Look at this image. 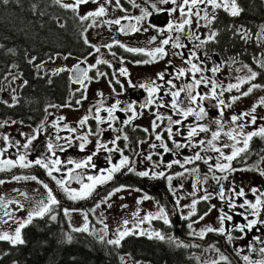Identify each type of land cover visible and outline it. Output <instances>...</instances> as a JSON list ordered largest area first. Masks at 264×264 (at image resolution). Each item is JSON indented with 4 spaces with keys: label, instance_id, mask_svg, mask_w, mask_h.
I'll return each instance as SVG.
<instances>
[{
    "label": "flooded vegetation",
    "instance_id": "1",
    "mask_svg": "<svg viewBox=\"0 0 264 264\" xmlns=\"http://www.w3.org/2000/svg\"><path fill=\"white\" fill-rule=\"evenodd\" d=\"M52 2V10L55 19V25L62 28L63 33L70 34L71 43L69 46L57 45L56 49L45 52L42 49L35 48V51L27 49L23 51L20 56L17 51L7 52L5 62L9 63L8 68H5L3 77L0 82V150L7 149V152L0 154V160L12 159L15 160L19 154H24L26 159L34 161L41 155L52 157V153L47 151V144L52 142L54 145H63L66 150L60 151L59 148L55 149V156L59 157L62 161L61 171L53 173V175L66 177L68 169H74V164H68L67 161L72 160L79 162L89 156L96 150V141L100 139L102 142L107 143L109 147H113L110 141L118 134L117 131L108 129L107 124L97 125L96 121L90 115L89 120L83 127H79V121L85 116L89 115V110H94L103 101V107H109L116 101H119V108H124L130 102L133 103L136 111L139 113L138 117L132 121L131 125L123 126L122 121L130 116L131 112L117 111L115 115L118 120L113 122V128L119 130L123 127V131L119 134L121 137L127 135L128 141L121 138L117 141V145L123 150V154L129 157L130 162L135 169L133 172H128L127 169H122L121 172L115 173L111 181L103 185H98L93 194L86 199L82 200H69L67 195L55 184V182L47 175L45 169L38 166L30 168L15 167L8 171L0 172V179L5 183L0 185V196L7 200L18 201L19 203L8 204L7 210L12 212L17 219H27L28 212L37 207V202L46 196V190L41 183H37L31 179L15 180L12 177H31L36 176L43 183H47L53 189L54 194L60 201L58 207H55L53 214L62 215L67 219L64 214V209H69L70 213H78L84 217L87 214V223L91 225L94 222V211L96 204L102 198L108 196L115 188L124 186V190L113 195L107 203H101L99 208L105 209L109 212L113 221L127 219L129 224L137 222L133 213H138L139 217L147 215L150 211L156 212L157 207H164L170 224L166 225L163 220L153 219L149 222L151 227L156 231L161 232L164 240L149 239L146 235L131 234L132 238H139L154 242L156 245L161 246L166 252L172 254L179 252L185 264H212V262H199L197 256L202 255L209 249H214V253L226 256L227 262L219 261V264H249L242 257L247 255L250 261L264 260V255L259 252L264 243L257 242L253 237L260 236L264 238V226L258 225L259 230L253 229L251 232L241 233L233 230L231 235L233 240L227 241L226 235H221L217 232L206 233L203 239L193 233H199L201 229L207 226L214 228L220 227L218 217L221 215L220 210L233 216L232 221H225V227L231 229L235 224L246 223L240 213H245L244 208L239 205L243 203L244 199L254 202L255 196L252 193V188L264 191V175L260 172L264 171V138L254 136L249 142L248 151L241 153L239 157L231 162L234 169H251L245 171L225 172L221 173L213 167V171H209V165H215L219 154L211 151H202L201 146L185 147L177 149L173 145V141L168 139V134L164 129L167 128V121H157L161 126L156 129L157 133L162 134L163 142L172 149L168 153H164L163 148H151V144L159 145L161 141L155 139L152 134V121L156 118L154 113H160L163 116L172 115L173 119H181L175 115L170 107H157L156 103L148 107H140L149 98L146 88L138 87L141 84H148L152 80H156L157 84H163V81L157 79V73L166 72L165 80L172 77L167 73L175 75L177 68L187 69L189 66L184 63V59L180 56H173V52H182L184 58H189V52L195 51L197 53L196 59L193 63H197L204 71L197 74L210 77L217 82V92H223L222 96L218 99H223L226 104L231 107L223 108L218 105V99H209L202 102L207 115L204 119L197 121L195 116H189L180 125L173 126V132L179 129L182 135H174L173 139L179 143H187V130L189 127L196 124L208 125L211 130H216L217 125L215 119L220 118L219 113L223 111V121L225 122V130L228 127H235L230 124L232 115H239L243 112H248L253 104L257 105L255 115L258 117L256 125H249L250 117H245L243 121L246 125L244 131H253L259 126L264 125V106L259 104L260 97H264V87L256 88L248 96H241L239 100L232 102V97L240 96V93L247 91L250 83L259 84L264 86V68L259 66L258 61L264 59V39H258V34L261 33V28L264 27V0H255L258 8L250 12L244 0H237L239 6L243 9L241 14L237 17H232L223 10L217 11V19L210 27L204 26V21H200V27H197L196 17H192V24L187 26L185 32L181 36V42L186 46L181 49H172L170 46H165L168 50V55L162 60L153 63L143 64L136 63V61H143L149 57L143 53H130L125 51L119 45L113 44L114 40L120 41L127 47L141 48L151 50L160 46V41L164 39L168 33L159 34L156 27L166 28L170 20L179 17V13L168 15L166 12L153 13V15L146 20L142 21L140 27L148 29L147 31L122 33L119 31L121 26L128 27L136 24L134 19H122L121 25H114L107 23V21L114 20L121 17H135L141 15V8L134 7L129 0H120V4L124 11L115 7V0H112L111 5H106L108 12L104 17H92L86 21H81L80 16L87 14L97 8V4L86 3L80 5L77 12L71 9H66L55 2ZM74 0H62V3L72 4ZM103 2V0H101ZM156 3L158 8L165 9L171 8L173 5L159 4L157 0H151ZM137 5L151 9L144 0H135ZM203 7V5H201ZM93 25L89 27V25ZM241 30L247 32L248 38H241ZM211 31H216L217 35L213 40H208ZM189 32L194 33L190 38ZM174 35V33H173ZM156 36V40L151 43L150 38ZM195 37H199L196 39ZM87 39L88 43H85ZM201 41H207L200 47ZM113 44L111 48L105 45ZM94 46V47H93ZM99 48V52L95 49ZM113 53L115 55H113ZM67 57V58H65ZM35 58V59H33ZM107 60L111 62L112 67L107 64L97 65L92 69L88 75L92 77L90 81H86V93L80 89V85L73 83L75 73L72 71L73 67L77 64L81 68H86L88 65L96 63L97 59ZM123 59V63H121ZM31 61V63H29ZM80 61H86L80 63ZM171 61V64H169ZM243 65H248L258 73L257 78L250 83H245L240 86V91L232 89L227 91L228 84H235L238 82L239 77H246L249 75L247 68H242ZM219 67V71L213 75L210 71L213 67ZM121 67L127 68L129 76L123 77L119 75ZM65 69L64 71H57L58 69ZM237 69H242L237 71ZM97 71L105 73L103 76L97 77ZM120 83H116V80ZM191 75L181 77L179 80H174L178 86L191 82ZM129 80L137 87H130ZM26 82V83H25ZM45 83L51 85L54 91L60 89L61 94L56 95L50 93L48 96H39L31 98L29 96V87L38 89L40 84ZM123 85V88L121 87ZM201 85L196 89L197 92L205 93L210 89ZM45 89V88H43ZM80 89V91H77ZM115 89V91H113ZM167 90V89H165ZM38 93V92H37ZM98 93L102 95H98ZM86 95V99L82 96ZM183 95V94H182ZM15 97V99H13ZM163 97L164 101L171 100L170 96H165L164 92L155 94V99ZM80 100L81 103L77 104L76 101ZM11 105V106H10ZM195 108L196 106L193 105ZM102 116H107V113L101 111ZM60 117L64 120L59 121L58 128L52 127L54 122H57ZM67 124L69 127H77L78 132L72 133L63 127ZM143 129H148L147 132ZM89 130L92 132H101L99 136H89L90 143L86 148L81 151L79 148L80 141L76 139L79 135H86ZM23 134V135H22ZM4 136L9 137L6 143L3 140ZM31 136H36L32 141L29 149H24L21 145L27 143ZM56 136L61 138L68 137L72 139V146L69 147L63 139L56 140ZM210 133H199L198 136L193 138V142L201 139H209ZM242 140L243 137H240ZM143 141V143L141 142ZM13 142H19L18 145L13 146ZM231 143L227 141L226 137H222L220 141L216 142L218 147L222 148L225 154L231 153V148H223V143ZM128 145L125 148V145ZM242 146V144L238 145ZM207 147V145L203 146ZM200 152L201 156L208 160L194 161L193 163L186 164L181 168L179 164H174L171 168L166 165L173 160H180L183 162L185 157H191L194 153ZM137 153H140L137 155ZM151 155V160L145 159V156ZM112 158V163H119L121 155L119 151L105 152L101 151L93 157V162L96 168L76 169L74 175H81L84 183H88V175H98V169H105L111 165L107 162V157ZM55 158V157H52ZM221 162H223L221 160ZM154 165H159L155 167ZM197 169L192 172L191 169ZM188 169L189 171H185ZM139 171H163L165 176H173L171 182L172 189L169 188L168 180L164 177L153 179L151 177H139L136 172ZM177 173H183L178 176ZM213 174L217 177H225L219 183L213 179ZM194 185H196L194 187ZM225 188V199L222 201L219 197L220 187ZM70 188L79 189L80 184L72 180L69 184ZM245 189V197H237L235 192L240 188ZM233 189L235 191H233ZM21 193L25 195H21ZM211 194V199L204 201L199 198ZM150 197L148 200H143V196ZM27 197V198H26ZM187 201L191 205L193 200H199L196 204L195 215L185 220L182 216H187L189 211L181 213L180 207L176 205V200ZM137 200H142L140 204ZM231 201L236 207L230 210L227 203ZM152 204V207L148 205ZM19 205H22V210H17ZM110 205V206H109ZM126 207H123L125 206ZM215 205V207H212ZM211 208V211L209 209ZM5 209L0 208V215H3ZM208 213L206 216L205 213ZM119 214L120 216L118 217ZM247 214V213H245ZM200 216H204L200 229L194 226L188 227L189 223L192 225L200 220ZM253 217L249 216V219ZM264 219V215L260 217ZM195 221V222H194ZM79 222H85L84 218L79 217ZM194 222V223H193ZM15 225H0V229L5 231L14 230ZM133 228V227H132ZM130 228V229H132ZM139 231V228L136 230ZM125 236V237H127ZM244 236L243 239L237 237ZM124 237V238H125ZM173 238L170 241L168 238ZM123 238V239H124ZM251 245V247H249ZM237 251L240 252L237 255ZM134 264H170L165 258L153 259L149 258V262L137 260Z\"/></svg>",
    "mask_w": 264,
    "mask_h": 264
},
{
    "label": "snow or ice",
    "instance_id": "2",
    "mask_svg": "<svg viewBox=\"0 0 264 264\" xmlns=\"http://www.w3.org/2000/svg\"><path fill=\"white\" fill-rule=\"evenodd\" d=\"M4 3H7L8 0H3ZM56 3L61 4L62 7L66 9H71L73 12H77L80 5L86 4V3H94L97 4V8L93 11L88 12L87 14L80 16L81 21H86L89 18L96 17H104L107 15L108 9L106 5H111L112 0H74L72 4H65L62 3V0H55ZM130 3L133 4L134 7H140L141 8V15L135 16L132 18L129 17H121L116 18L114 20L107 21V23L114 24V25H121L122 19H134L136 21V24L130 25L127 28L124 26H121L119 31L122 33H126L128 31L131 32H139L141 30L147 31L148 29H142L140 27V24L142 21L146 20L147 18L151 17L153 13L158 12H166L168 15H173L175 13H179V17L173 20H170L167 24L166 28H158L156 25H152L150 23V27H156L159 34L168 33V35L160 41V46L151 49V50H145L141 48H132L127 47L120 41L114 40L113 44L119 45V47L123 48L125 51L130 53H143L149 57V59L143 60V61H136V63H143V64H149L156 62L158 60L164 59L165 56L168 55V50L165 46H170L172 49H181L186 47L181 42V36L185 32V29L187 26L192 24V17H196L197 21V27H200V21H204L205 27H210L213 22L217 19V11L223 10L226 13H228L232 17H237L241 14L243 9L239 6L237 0H157L159 4L167 5L171 4L173 7L171 8H165L161 9L157 7L156 3H152L151 0H144L145 4L149 6L151 11L148 10V8L141 7L140 5H137L135 3V0H129ZM203 5V7H201ZM115 7L119 8L121 11H124L120 4V0H115ZM93 25H89V27H92ZM241 31V30H237ZM174 33V35H173ZM194 35V33L189 32V37L191 38ZM217 35L216 31H211L210 35L208 36V40H213ZM196 39H199V37H195ZM241 38L247 39L248 34L247 32L241 31ZM258 39H264V27L261 28V33L258 34ZM156 40V36H153L150 38V43L152 41ZM207 41H201L200 45H197V47H200ZM85 43L87 44L88 41L85 39ZM113 44L105 45L107 48H111ZM94 47V46H93ZM97 52H99V48L95 49ZM113 55H115L113 53ZM173 56H180L181 59H184V63L188 65L189 67L187 69L185 68H177L175 71V75H172L171 73H167L172 78L165 80L166 72H160L157 73V79L159 81H163V84H157L156 80L150 81L148 84H141L138 87L140 88H146L148 91L149 98L145 101L144 104L140 105V107H148L149 105H153L156 103L157 107H170L172 112L175 115H178L181 117V119H173L172 115L163 116L160 113H154L155 119L152 121V134L155 135V139L157 141H161L159 145L157 144H151V148H163L164 153H168L172 151L166 143L163 142L162 134L157 133L156 129L159 128L161 125L157 123V121H167V128L164 129V131L168 134V139L173 141V145L175 148H185V147H197L201 146L202 151H208L209 149L211 151H214L219 154V157L217 159V163L213 165H209V171H213V167L218 170L221 173L225 172H236V171H245V170H251V169H234L231 166V162L235 160L237 157L240 156L241 153H245L248 151L249 148V142L252 140L254 136H260L264 138V125L259 126L257 129L253 131L245 132L244 129L246 125L244 123H238V121H243L245 117H250V120L248 121L249 125H256L258 117L255 115L257 111V105L253 104L252 108L248 112H243L239 115H232L230 118V124L235 125V127H228L227 130H225V122L223 121V111L221 110L219 113L218 119H215V124L217 125L216 130H211V128L208 125L204 124H196L194 126H191L187 130V137L185 138L187 143H179L176 142L173 137L174 135H182L181 131L177 129L175 132H173V126L174 125H180L183 127L184 121L189 116H195L197 121H200L204 119V117L207 115L205 112V108L202 104L203 101L209 100V99H218L219 96L223 95V92H217V82L213 80L210 77H205L203 75H200L199 78H197L198 73H202L204 69H202L197 63H193V59L198 58L197 53L195 51L189 52V58L185 59L182 52H173ZM67 58V57H65ZM35 59V58H33ZM86 61H80V63H85ZM31 63V61H29ZM121 63H123V59H121ZM259 66L261 68H264V59H261L258 61ZM100 64H107L109 67H112L111 62L107 60L97 59L96 63L93 65H88L86 68H81L79 64L75 65L72 69V71L75 73L73 79V83H77L80 85V89H83L86 93L87 90V84L86 81H90L92 77L88 75V73L97 67V65ZM169 64H171V61H169ZM242 68H247L249 75L246 77H239L238 82L235 84H228L227 91H231L232 89H236L237 91H240V86L245 83H250L251 81L255 80L257 78L258 73L254 71L251 67L248 65H243ZM65 69H58L57 71H64ZM219 67H213L210 69V71L215 75L219 71ZM242 69H237V71H240ZM119 75L123 77H128L129 73L127 68L121 67L119 70ZM191 75L192 79L190 83L184 84L183 86H178L176 83H174V80H179L181 77H186L188 75ZM97 77L105 75V73H101L97 71L96 73ZM26 83V82H25ZM116 83H120V81L117 79ZM201 85H203L205 88H209V85L211 86L210 89L205 93L197 92L196 89L199 88ZM129 86L130 87H137L136 85H133L131 81L129 80ZM123 88V85H121ZM264 87L259 84L250 83V87H248L247 91H243L240 93V96H234L232 97V102L234 103L236 100H239L241 96H248L250 93L253 92L254 89ZM80 89H77V91H80ZM167 89V90H165ZM115 91V89H113ZM164 92L165 96H170L171 100L164 101L163 97H160L158 100L155 99V94ZM183 94V95H182ZM98 95H102L98 93ZM82 98L86 99V95L82 96ZM15 99V97H13ZM77 104H80L81 101L77 100ZM120 102L116 101L109 107H103V101H100L99 105L95 107L94 114L93 110H89V115H85L80 121H79V127H83L87 121L89 120L90 115L92 118L95 119L97 125H103L107 124L108 129H112L113 131H117L118 134L110 141V143L113 145V147H109L107 143L102 142L100 139H97L96 141V150L91 153L89 156H87L85 159L74 162L72 160L67 161L68 164H74V169H68L67 176L66 177H60L57 178V176L53 175V173H59L61 171L62 167V161L59 157L55 156V149L59 148L60 151L66 150L63 145H54L52 142H49L46 146L47 151L49 153H52V157L41 155L37 157L34 161H29L26 159V156L24 154H19L15 160L12 159H4L0 160V172L11 170L15 167L20 168H30L33 166H38L40 168H43L46 170L47 175L55 182V184L67 195V198L69 200H82L86 199L89 196L93 194V191L98 185H103L107 183L108 181H111L114 177L115 173L121 172L122 169H127L128 172L135 171L134 167L132 166L134 162H130L129 157L125 156L123 154V150L120 149L117 145V141H119L121 138H123L125 141H128L129 137L125 134L123 137L119 134L123 131V127L119 130L113 128V122L118 120V117L115 115V112L117 111H123V112H131L132 114L127 117V119L123 120L121 123L123 126H128L132 124V121L135 120L139 113L136 111L133 103L127 104L124 108H119ZM259 104L261 106H264V97H260ZM193 105L196 107L194 108ZM218 105L222 106L223 108L231 107L230 104H226L223 99H218ZM11 106V105H10ZM101 111H104L107 113V116H102ZM259 119H264V117H260ZM64 120V117H60L57 122H54L52 127L58 128L59 121ZM4 126L3 124H0V127ZM65 129H67L69 132L76 133L78 132L77 127H69L67 124L63 125ZM143 131L147 132L148 129H143ZM210 133L209 139H201L197 142H193V138L198 136L199 133ZM101 132H92L89 130V132L86 135H79L76 137L80 141L79 148L81 151H83L86 146L90 143L89 136H99ZM23 135V134H22ZM222 137H226L227 141H231V143H223V148H231L230 154H225L222 151L221 147L217 146L218 141L221 140ZM240 137H243L241 140ZM36 139V136H31L28 138L27 143L21 145L24 149H29L30 145L32 144V141ZM63 139L65 143L71 147L72 146V139L68 137L61 138L59 136H56V140ZM3 140L7 143L9 141L8 136H4ZM143 143V141H141ZM19 142H13V146L18 145ZM242 144V146H238ZM207 145V147H203ZM128 145H125V148H127ZM105 151V152H116L119 151L121 155V159L119 163H112V158L109 156L107 157V162L109 165H111L108 168L105 169H98L99 174L98 175H88L87 181L88 183H84L81 179V175L73 173L76 169H87L89 167L96 168L97 166L93 162V157L97 155V153ZM3 152H7V149L0 150V154ZM140 153H137L139 155ZM145 159L151 160V155L145 156ZM204 160V163H208V160L201 156L200 152H196L191 157H185L183 162L176 159L171 161L166 165L167 168H171L174 164H179L181 168H184L186 164L193 163L194 161ZM264 159V158H262ZM221 160L223 162H221ZM155 167H159V165H154ZM185 171H189L188 169H185ZM192 172H196L197 169H191ZM261 175H264V171L260 172ZM136 175L139 177H151L153 179L164 177L168 180L169 188L172 189L171 182L174 179L173 176H165V172L163 171H139L136 172ZM178 176H182L183 173H177ZM15 180L19 179H31L33 181H36L37 183H41L43 188L46 190V196L43 197L40 201L37 202V207L28 212L27 219H17L14 214L7 210L8 204L16 203L18 204V201L14 200H7L5 201V198L3 196H0V208L5 209L3 212V215H0V225L8 224L15 225L14 230L5 231L3 229H0V241H6L12 246L16 245H22L26 241L22 237V230L35 218H43L44 216H49V218L53 221L57 219L56 215L53 214V210L55 207H58L60 204L59 199L54 194V191L52 188L49 187L47 183H43L38 179L36 176L31 177H18L13 176L12 177ZM213 179L219 183L221 179H227V176L225 177H217L213 174ZM72 180H75L77 184H80L79 189L70 188L69 184ZM5 181L0 179V185L4 184ZM196 185H194L195 187ZM124 190V186L115 188L112 192L108 193V196L105 198H102L99 203L96 204V208L100 207L101 203H107V201L116 193ZM233 191H235L233 189ZM252 193L255 196V201H249L247 199H244L243 203L239 205L240 208L245 209V213H240L241 216H243L246 223L243 224H235L231 229L225 227V221H232L233 216L228 214L227 212H224L223 209L220 210L221 215L218 217V220L220 222L219 228H214L212 226H207L204 229H201L199 233H193V235H198L201 239L205 236L206 233L210 232H217L221 235H226L227 241L231 242L233 240V236L231 235V232L233 230L239 231L241 233L251 232L253 229L259 230L257 228L258 225L264 226V219H261L260 217L264 215V191H260L256 188H252ZM21 195H25L21 193ZM219 197L223 201L225 199V188L223 186L220 187ZM235 195L237 197H245V189L243 187L240 188L238 192H235ZM27 198V197H26ZM143 200H148L150 197L147 195L143 196ZM200 200H210L211 194H206L199 198ZM142 200H137V203L140 204ZM199 202V200H193L191 205H187L185 207H188L190 210L187 214V216H182L183 219L187 220L193 215H195L196 212V204ZM176 205L179 206V198L176 200ZM110 206V205H109ZM123 207H126L123 206ZM212 207H215L213 205ZM227 207L232 210L236 207V205L229 201L227 203ZM23 206L19 205L17 210H22ZM95 211V209H93ZM211 211V208L209 209ZM65 216H70V210L64 209ZM208 213L206 212L204 215L206 216ZM133 216L136 218L137 223L134 224L132 229H129L127 225L129 224V221L125 219L123 221V230H117L116 233V239H109L107 240L108 244L119 246L121 240L131 234H137V229L139 228V224L144 223L145 221L150 222L153 219H159L163 220V223L168 225L170 224L168 214L164 207L160 206L158 208L157 213L155 214H148L143 216L142 218L139 217L138 213H133ZM249 216L253 217L252 219H249ZM85 223L80 228H74L73 231L75 232H88L89 231V225L87 223V214H84ZM204 216H200V220H203ZM100 223H103V221H99ZM195 222V221H194ZM193 222V223H194ZM189 228L192 227V223H189ZM104 233L107 234V225L104 226L103 229ZM139 235H146L149 239H160L164 240L165 236L159 232V231H147L140 229L138 231ZM244 236L237 237V239H243ZM68 241L70 242L72 237L70 235L67 236ZM104 237L101 236V240L103 241ZM170 241H173V238H168ZM254 240L260 243H264V238L260 236L253 237ZM176 242L178 246H180L178 241ZM251 247V245H249ZM259 252L264 255V247H261L259 249ZM240 252L237 251V255H239ZM245 261L249 262V264H264V260L260 261H250L249 257L247 255L242 257ZM220 261L227 262V257L224 255L220 256ZM212 264H219V261H213Z\"/></svg>",
    "mask_w": 264,
    "mask_h": 264
},
{
    "label": "trees",
    "instance_id": "3",
    "mask_svg": "<svg viewBox=\"0 0 264 264\" xmlns=\"http://www.w3.org/2000/svg\"><path fill=\"white\" fill-rule=\"evenodd\" d=\"M244 1L250 12L259 9L255 0ZM55 23L50 0H0V82L9 66L4 58L7 52L17 51L22 56L27 49L44 47L48 52L57 45H70L73 37ZM50 93L60 95L61 91H53L51 85L42 82L38 89L29 87L31 98ZM56 217L55 221L47 215L35 218L22 230L26 241L22 245L0 241V264H122L124 256L134 262H149L152 257L185 264L179 252L170 254L149 240L127 236L119 246L111 245L93 233L73 231L66 218L59 214ZM68 235L72 237L70 242Z\"/></svg>",
    "mask_w": 264,
    "mask_h": 264
},
{
    "label": "rangeland",
    "instance_id": "4",
    "mask_svg": "<svg viewBox=\"0 0 264 264\" xmlns=\"http://www.w3.org/2000/svg\"><path fill=\"white\" fill-rule=\"evenodd\" d=\"M149 206L152 207L151 203H148ZM188 205L187 201H180L179 202V207L181 213H185L186 211H189L190 209L188 207H185ZM158 211V207L156 209V212L150 211L148 214H155ZM81 212L78 213H70V216H67V221L69 222L72 230L74 228H80L84 225L85 222H79V217L84 218L81 214ZM147 214V215H148ZM118 217L120 216L117 214ZM103 221V223H100L99 221ZM137 223V222H136ZM89 225V233L95 234L97 237L103 236L105 239H116V233L117 230H123V222L122 220L120 221L119 219L116 221H113L109 212H106L105 209L103 208H96L94 211V222L91 223L92 226ZM107 225V234L104 233L103 229L104 226ZM202 225V221L199 220L198 222L194 223L192 226H194L196 229H200ZM134 226L133 223L128 224L127 227L130 229ZM147 230V231H156L154 227H151L149 225L148 221H145L144 223L139 224V230ZM138 234V232H137ZM214 249H209L202 255H198V261L199 262H213L216 260H220V254L214 253ZM122 264H134V261H132L130 258L127 256L122 257Z\"/></svg>",
    "mask_w": 264,
    "mask_h": 264
}]
</instances>
